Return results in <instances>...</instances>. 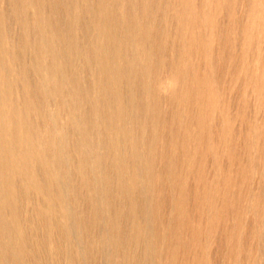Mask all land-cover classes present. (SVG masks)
Wrapping results in <instances>:
<instances>
[{
    "label": "bare ground",
    "instance_id": "obj_1",
    "mask_svg": "<svg viewBox=\"0 0 264 264\" xmlns=\"http://www.w3.org/2000/svg\"><path fill=\"white\" fill-rule=\"evenodd\" d=\"M263 50L264 0H0V264H199L264 161Z\"/></svg>",
    "mask_w": 264,
    "mask_h": 264
},
{
    "label": "rangeland",
    "instance_id": "obj_2",
    "mask_svg": "<svg viewBox=\"0 0 264 264\" xmlns=\"http://www.w3.org/2000/svg\"><path fill=\"white\" fill-rule=\"evenodd\" d=\"M262 52L264 53V50ZM247 59H249L248 61L251 62V60H252L251 53L248 54ZM255 108L256 107L254 105V102L252 101V104L249 107V109L244 110L245 116L248 119V121H250V122H254L255 120L261 121L262 119H264V112H260V110H256ZM260 121H259V123H260ZM240 132H241V134L239 136L240 140H238V143L241 141L244 142L245 137L247 135H249L247 127H243V129H241ZM241 138H242V140H241ZM260 139H264V138H260ZM241 143H239V145H241ZM251 160H252V158H250L249 161H245V163H243V166L246 165L248 162L250 163ZM210 165H211V163H210ZM252 166H254L253 163H252ZM255 166H256V168L257 167L258 168L255 170V174H254L255 179H254L253 190H252V194H251V197L252 196L253 197L250 199V203H249L250 207H247L244 209L243 212H240V210L238 211V207H240V206L234 204L231 207L232 209H234V211L232 213L230 211V214H228V218L226 219L227 220L226 223L228 224L227 226L230 227V225H231L230 228L232 229V222L236 220L235 218H236L237 213H238L239 217L241 218V226H240V233H239L241 237L239 238L237 236V233L233 232V230L231 233V231H229V230H231L230 228H227L228 230H223L226 228H220V227L217 228V230L215 231L216 232L215 238H214L213 242L211 243L212 245H209V244L205 245V248H204V245H203L204 243H202L200 245L199 249H197L195 254H193V255L190 254L191 257H194V256L196 257V259L199 261L198 262L199 264H221V263L222 264H239V263L240 264H264V242H263L264 241L263 240L264 239V236H263L264 235V212H263V216H262V214L259 213L260 207H262V209L264 210V198H263L264 197L263 196V194H264V187H263L264 186V161L261 163L259 161H257V164H255ZM262 172H263V174H262ZM208 177H209V181H212V180L217 181V176H215L214 170L211 167H209V170H208ZM256 193L259 196H257ZM259 197H260V199H259ZM257 201H258V204L260 205L258 211H256V209H254V207L256 208ZM253 211L256 215L253 213ZM247 217H249V218H247ZM255 218H256V220H255ZM242 219H245V220H242ZM244 227L246 230L244 229ZM248 229L250 230V233H249ZM243 230L245 232H243ZM242 233H244V234L242 235ZM262 236H263V238L261 239ZM245 237H247V240ZM234 238H235V240H234ZM255 241H257V242H255ZM259 241H260V243H259ZM247 242L249 245L247 244ZM222 247H224V248H222ZM227 255H228V257H227ZM233 255L236 257V259ZM259 255H260V257H259ZM262 259H263V261H262ZM237 260H238V262H237Z\"/></svg>",
    "mask_w": 264,
    "mask_h": 264
}]
</instances>
